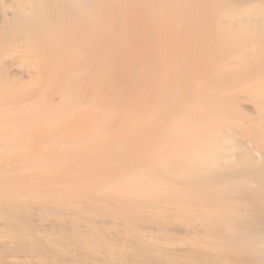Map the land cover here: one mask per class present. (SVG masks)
Listing matches in <instances>:
<instances>
[{
	"label": "bare ground",
	"instance_id": "1",
	"mask_svg": "<svg viewBox=\"0 0 264 264\" xmlns=\"http://www.w3.org/2000/svg\"><path fill=\"white\" fill-rule=\"evenodd\" d=\"M34 132L68 140L18 169L26 184L0 176V264H74L60 246L79 264H264V0H0L2 149L26 154ZM92 143L83 188L109 207L32 182Z\"/></svg>",
	"mask_w": 264,
	"mask_h": 264
},
{
	"label": "rangeland",
	"instance_id": "2",
	"mask_svg": "<svg viewBox=\"0 0 264 264\" xmlns=\"http://www.w3.org/2000/svg\"><path fill=\"white\" fill-rule=\"evenodd\" d=\"M56 97L57 96H53L52 99L53 100H60V97L59 96H58V99ZM252 105L253 104L251 102H249V101H243V107L245 108V111H246V113L248 115H251L250 112H251ZM33 134L35 136L33 135V137L31 139H28L27 143L24 144L25 145L24 147L29 150L26 154H24V152H23L22 149H17L15 151L11 152V153L8 152V151H4L2 149L1 144H0V176L6 177V178H14V180H15V178L16 179L19 178L18 181H20V183L26 184L28 182L27 177L23 178L21 176L22 175H25L26 173L29 176L30 174L28 173V170L25 168V171H23V173H21V172L18 171V169L20 167H22V166H24V167L28 166L27 164L28 163L30 164V159L29 158L32 159V158H37L39 156V157L44 158L48 162H52V160L56 162V161H58L59 158H61L62 154H60V151H59V143L58 142H60L61 140H68V139L64 138L65 137V134H63L62 132L53 134V135H55L56 138L55 137L52 138L53 140L51 139L50 142H42V141H40V140H38L36 138V135H37L36 132H34ZM100 145H102V143H92L88 148H86L85 151H80V152H78L76 154H70V156H72L73 158H70V156H68V158L66 160H61V161H63L62 162L63 163L62 165L56 164L55 165V168H58V170L54 174H45V175H42V176L40 175V176L36 177V178H39V179H33L32 182H35V180L37 182L40 179H46V178H50V177H53L54 176V177H56V178L59 179L60 183L64 187H67L68 186L67 188H69L72 192H76L75 194L77 196L76 197H72L71 198L72 200H74V201L76 200L77 202L84 201V203L86 205H88L92 201V200L86 199V197L89 196V197H91V198H93V199H95L97 201L99 200V203L100 204H98V206H101V207H109V201H108V199H110V198L107 195H102V199H101L97 195H95L92 192L88 191L87 189H84L83 188L84 183L90 181V177L91 176L89 175V172H87L89 170V165L92 164L94 161H99L100 160V157H102L101 156V153L97 150ZM62 148L65 149L66 146L60 147V149H62ZM41 150L42 151L44 150V151L42 152ZM154 154L157 155L156 153H154ZM50 157H52V158H50ZM72 165H76V167H80L84 171H82L80 173V175H76V176L70 177V175L68 174V170H67L68 168L67 167H69V166L71 167ZM86 169H88V170H86ZM1 173H2V175H1ZM27 174L25 176H27ZM94 177H95V175H94ZM114 178H116V177L109 176V178H107L108 181L106 180L107 181L106 183L101 184V186L97 185L98 188L105 190L108 187H111V185L115 184V180L116 179H114ZM37 186H36V184L31 185L32 188H37ZM74 187H75V189H74ZM78 197H80V198H78ZM101 200H104V201H101ZM151 202H156L155 204L158 205V206H160L161 208L163 207L164 210L168 214H170V215H176V210L174 209V207L166 204V201L164 200L163 196L160 197L159 200H155V201H151ZM34 206H38V205H34ZM154 210L155 209H152L150 211H154ZM68 212H70V211H68ZM150 215H152L154 217H157V220L159 222H161L162 224L166 225V227L168 228V231H169L168 232V236L169 237L176 235V229H177V226H178V223H177V220L176 219H174V220L170 219L169 220L168 217L166 216V214L162 216L161 213L151 212ZM161 216L163 218H161ZM166 217H167V219H165ZM105 219L106 220H111L110 222L113 221L112 218H109V217H107ZM36 220H37V224H39V225L50 226L51 224L53 225V223H55L56 221H59V218L53 216V217H49L47 220H44V221L40 220L39 218H36ZM114 221L120 223V225L126 224V222L124 220H122V219H116V220L114 219ZM138 223L139 222H137V224ZM136 225H134V226H136ZM140 226H145V224L141 222V223H139V226H137V227H140ZM150 227H152V226L149 225L148 229ZM121 229L123 230V227H121ZM81 230H84V228H82ZM143 232L146 233L145 231H142L140 229V233H143ZM122 235L124 237H128V234L127 233H124ZM125 235H127V236H125ZM40 236H42L43 239H44V237H47V238L49 237L48 235H45V234H40ZM154 244H156V243H154ZM69 247L72 248L71 246H69ZM171 247L172 248H176L175 245L174 246H171ZM58 248H59V250L61 252L68 251V252H65V255H66V256H64L65 257L64 258L65 260L67 259V261L70 260L71 262H74L75 261L74 264H77V263L79 264L78 260H82V255H83V253H82L83 251L82 250L76 249L74 247L75 249L72 248L73 251L71 253L69 251V249H66V247L64 248V247L60 246ZM101 252H102V254H100ZM108 252H109L108 250H98V251H94L93 249H91L90 251L87 250V253H88L87 256L88 257H90V256L91 257H95V256L96 257L97 256L107 257L108 256ZM45 259H46L45 257L38 258L37 264H47L46 261H45ZM72 259H73V261H72ZM52 262H55L53 264H65V263L60 262L59 259H58V257L49 258L48 264H52ZM92 263L93 264H96L95 262H92ZM22 264H27V263H22Z\"/></svg>",
	"mask_w": 264,
	"mask_h": 264
}]
</instances>
